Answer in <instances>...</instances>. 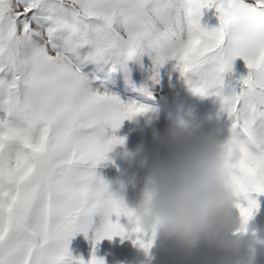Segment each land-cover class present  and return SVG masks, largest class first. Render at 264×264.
I'll list each match as a JSON object with an SVG mask.
<instances>
[{
  "label": "snow or ice",
  "instance_id": "6c2138e0",
  "mask_svg": "<svg viewBox=\"0 0 264 264\" xmlns=\"http://www.w3.org/2000/svg\"><path fill=\"white\" fill-rule=\"evenodd\" d=\"M221 0H0V264H85L69 241L102 222L95 242L135 237L148 251L135 211L95 168L123 139L116 130L144 112L102 89V78L140 63L174 70L196 95H216L239 145L237 203L241 230L264 194V0H249L240 19ZM215 8L219 26L201 24ZM242 59L239 91L224 78ZM155 78V77H154ZM147 94V89H141ZM113 214L117 221L109 217ZM128 217L130 229L119 223ZM89 264H104L92 255Z\"/></svg>",
  "mask_w": 264,
  "mask_h": 264
},
{
  "label": "rangeland",
  "instance_id": "374dc122",
  "mask_svg": "<svg viewBox=\"0 0 264 264\" xmlns=\"http://www.w3.org/2000/svg\"><path fill=\"white\" fill-rule=\"evenodd\" d=\"M201 24L208 28L219 26L215 8L202 9ZM174 63L154 68L152 60L145 56L140 63L129 61L125 69L117 70L98 82V86L117 95L122 101H134L146 109L131 119L123 120L118 129L107 130L108 137L115 135L122 138L123 144L112 148L95 168L96 175L105 181L109 190L132 210L142 199L149 174V169L141 168L139 157L133 154L139 149L148 155L157 151L163 155L161 136L171 122L170 118L176 117L178 109H191L196 123L205 131L218 132L220 139L226 140L230 135L231 121L221 110L219 97L191 92L174 70ZM248 71L245 62L237 58L232 72L224 78L225 91H239L241 78L246 77ZM145 88L147 94L141 91ZM252 196L257 200L258 207L248 221L247 230L236 235H242L255 248L254 264H264V194L253 193ZM109 219L117 221L115 214ZM118 219L122 226L130 229L128 217ZM101 222V216L94 217L93 227L87 234L77 233L71 238L68 250L73 258L83 259L85 264H89L93 254L103 259L104 264H233L237 259L234 256L224 259L221 253L206 246L186 255L174 245H162L158 241L151 243L145 252L134 243V236L105 237L96 243L95 232Z\"/></svg>",
  "mask_w": 264,
  "mask_h": 264
},
{
  "label": "clouds",
  "instance_id": "9594fccd",
  "mask_svg": "<svg viewBox=\"0 0 264 264\" xmlns=\"http://www.w3.org/2000/svg\"><path fill=\"white\" fill-rule=\"evenodd\" d=\"M249 0H221L220 6L240 19L250 12ZM225 61L232 63L230 54ZM255 108L258 96L250 97ZM164 130V154L137 150L141 168L149 174L142 199L134 211L147 240L171 244L186 255L202 246L222 258L237 257L233 264H254L255 248L242 235L237 203L240 172L239 145L222 140L216 131H205L191 109H178Z\"/></svg>",
  "mask_w": 264,
  "mask_h": 264
},
{
  "label": "bare ground",
  "instance_id": "6f19581e",
  "mask_svg": "<svg viewBox=\"0 0 264 264\" xmlns=\"http://www.w3.org/2000/svg\"><path fill=\"white\" fill-rule=\"evenodd\" d=\"M162 144V143H161ZM120 238V237H119ZM125 248V247H124ZM128 249V248H127ZM125 250V249H124ZM126 251V250H125ZM129 253V252H128ZM128 255V254H127ZM129 258V257H128ZM128 258H126L128 260ZM130 259V258H129Z\"/></svg>",
  "mask_w": 264,
  "mask_h": 264
}]
</instances>
